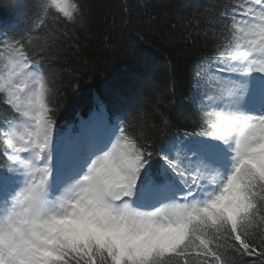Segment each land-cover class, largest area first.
Returning <instances> with one entry per match:
<instances>
[{
    "label": "snow or ice",
    "instance_id": "obj_1",
    "mask_svg": "<svg viewBox=\"0 0 264 264\" xmlns=\"http://www.w3.org/2000/svg\"><path fill=\"white\" fill-rule=\"evenodd\" d=\"M27 7L26 27L0 33V264H264V0L187 20L185 42L210 55L191 72L197 119L176 133L99 97L61 131L52 61L89 5Z\"/></svg>",
    "mask_w": 264,
    "mask_h": 264
},
{
    "label": "trees",
    "instance_id": "obj_2",
    "mask_svg": "<svg viewBox=\"0 0 264 264\" xmlns=\"http://www.w3.org/2000/svg\"><path fill=\"white\" fill-rule=\"evenodd\" d=\"M86 2L87 23L75 30L76 39L52 61L51 72L67 97L58 113V128L64 131L87 119L99 97L108 109L119 107L137 128L141 119L149 126L159 124L163 114L172 125L171 133L192 130L197 117L191 72L210 52L202 39L185 42V32L190 30L187 20L209 3L228 0ZM29 3L0 0V33L11 34L28 25ZM74 85H79L78 91ZM6 114L0 105V118Z\"/></svg>",
    "mask_w": 264,
    "mask_h": 264
}]
</instances>
